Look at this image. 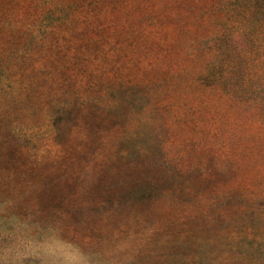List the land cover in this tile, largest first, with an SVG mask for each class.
Wrapping results in <instances>:
<instances>
[{
    "label": "rangeland",
    "instance_id": "rangeland-1",
    "mask_svg": "<svg viewBox=\"0 0 264 264\" xmlns=\"http://www.w3.org/2000/svg\"><path fill=\"white\" fill-rule=\"evenodd\" d=\"M229 1L0 0V200L130 264H264V79H202Z\"/></svg>",
    "mask_w": 264,
    "mask_h": 264
},
{
    "label": "clouds",
    "instance_id": "clouds-1",
    "mask_svg": "<svg viewBox=\"0 0 264 264\" xmlns=\"http://www.w3.org/2000/svg\"><path fill=\"white\" fill-rule=\"evenodd\" d=\"M16 207L11 198L0 200V264H130L127 249L110 242L85 246L62 220L42 224Z\"/></svg>",
    "mask_w": 264,
    "mask_h": 264
},
{
    "label": "trees",
    "instance_id": "trees-1",
    "mask_svg": "<svg viewBox=\"0 0 264 264\" xmlns=\"http://www.w3.org/2000/svg\"><path fill=\"white\" fill-rule=\"evenodd\" d=\"M227 6L226 19L232 28L220 26L219 34L202 42L201 49L207 55L202 79L206 78L210 85L217 88L224 83V94L232 97L238 91L242 92L247 84L244 76L246 62H251L252 67L254 65V73L251 75L252 72H248L247 76L256 79L258 89L262 82L258 81L264 79V0H230ZM236 11L239 13L236 14ZM237 40L240 41L237 43ZM254 45L260 47L259 53L249 60L250 51L253 54L256 52L251 50Z\"/></svg>",
    "mask_w": 264,
    "mask_h": 264
}]
</instances>
